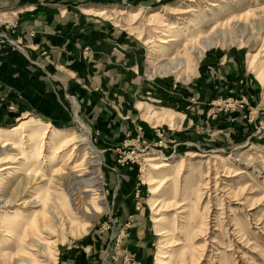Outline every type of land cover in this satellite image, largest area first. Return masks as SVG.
<instances>
[{
    "label": "rangeland",
    "instance_id": "rangeland-1",
    "mask_svg": "<svg viewBox=\"0 0 264 264\" xmlns=\"http://www.w3.org/2000/svg\"><path fill=\"white\" fill-rule=\"evenodd\" d=\"M107 6V19L95 18L120 37L123 59L82 49L94 80L86 95L62 89L66 121L30 113L0 123L24 134L0 151L9 167L0 177V264H264V0ZM0 34L1 48L24 52L14 23L0 19ZM33 128L46 134L31 138ZM63 131L86 133L101 154L102 212L84 231L79 217L44 230L41 242L29 233L18 242L23 220L40 209L35 187L51 174L50 137ZM70 147L56 153L59 184L83 157ZM33 157L44 181L26 177ZM15 183L19 195L3 204Z\"/></svg>",
    "mask_w": 264,
    "mask_h": 264
},
{
    "label": "crops",
    "instance_id": "crops-1",
    "mask_svg": "<svg viewBox=\"0 0 264 264\" xmlns=\"http://www.w3.org/2000/svg\"><path fill=\"white\" fill-rule=\"evenodd\" d=\"M150 1L85 0L78 7L76 0H0V19L15 24L13 36L19 37L24 50L0 47V93L5 95L0 102V123L30 113L46 121H66L68 114L60 103L64 101L62 89L86 95L83 86L94 80L90 76L94 67L82 60V49L90 48L94 56L123 59L120 37L95 17L107 18L83 13V5L98 11L110 8L107 4L131 6Z\"/></svg>",
    "mask_w": 264,
    "mask_h": 264
},
{
    "label": "bare ground",
    "instance_id": "bare-ground-1",
    "mask_svg": "<svg viewBox=\"0 0 264 264\" xmlns=\"http://www.w3.org/2000/svg\"><path fill=\"white\" fill-rule=\"evenodd\" d=\"M81 11L83 13H98L100 15L107 13L106 9L94 11L92 9L82 8ZM135 14L139 15L140 11L136 12ZM150 16L153 17L154 15L151 14ZM199 33L201 32L199 31ZM154 114L155 111L152 112L151 117ZM37 133H39V136L42 138L46 134V131L43 128H33L32 133H30L32 135L29 136L31 138H35ZM23 135L24 134L21 129H14L12 131L0 129V141H5V143L0 146V151L3 150V146L5 144H8L10 141L12 144H14L16 140L23 138ZM40 137L38 139H34V141L39 140ZM50 140L51 143L55 145L51 151V155L48 157V164L51 174L46 180L44 186L37 185L35 187L34 199L35 202L39 203L40 209L34 210L33 213L31 212L32 217L30 220H27V222H24L23 220L22 231L21 234H19L20 236L17 238L18 242H25L24 240L26 239V236H28V233L33 235L36 238V241L41 242L42 239L40 234L44 230L48 232L47 234L53 235V233L57 230L63 229L65 222L72 224L74 221L78 220L79 217L82 218V222H79V228L84 231L86 228L91 226L92 222L95 221L102 212L101 206L98 205L100 204L101 200V176L99 171L101 164V154L90 142L87 134H80L76 133L75 131L71 133L64 131L54 132L52 133ZM69 146H71L69 148L70 153L74 152V150L78 148L82 149L83 157L72 165V174L70 177L62 180V182L59 184L58 177H55L57 176L58 170L53 168V164L55 163V159L57 157L56 153L58 151L66 150ZM29 147L31 148L29 157H31L33 156V152L35 150H33V145H29ZM37 151V157H39L41 153L40 147L37 148ZM20 154L21 158L28 155V153L23 152V149L20 151ZM10 160L15 161L16 158L11 156ZM5 161L8 160H0V163ZM36 162L37 160L34 157L29 160L28 164L26 162V177L28 178L31 176L33 179L40 178L39 181L41 182L44 181V174L39 166L36 165ZM160 166L169 167L170 164L163 162V164ZM7 168H9L7 165L0 166V177H3V173L6 172ZM18 186H20L19 183H15V187L13 188L14 191H10L7 194L8 200H5L3 204L7 203L8 201L16 200V197L19 195ZM56 189H60L61 191L58 192ZM54 195H56V199H54ZM14 233L15 232L10 231L8 234L11 236L14 235ZM159 234L161 233L159 232ZM19 249H21V247ZM191 255L192 254H190V259H193ZM193 263L194 261H191V264Z\"/></svg>",
    "mask_w": 264,
    "mask_h": 264
},
{
    "label": "built area",
    "instance_id": "built-area-1",
    "mask_svg": "<svg viewBox=\"0 0 264 264\" xmlns=\"http://www.w3.org/2000/svg\"><path fill=\"white\" fill-rule=\"evenodd\" d=\"M0 36H2V35L0 34Z\"/></svg>",
    "mask_w": 264,
    "mask_h": 264
}]
</instances>
